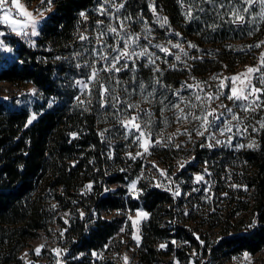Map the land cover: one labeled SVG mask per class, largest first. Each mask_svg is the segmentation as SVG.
<instances>
[{"label": "trees", "instance_id": "16d2710c", "mask_svg": "<svg viewBox=\"0 0 264 264\" xmlns=\"http://www.w3.org/2000/svg\"><path fill=\"white\" fill-rule=\"evenodd\" d=\"M102 1L51 0L53 9L41 20L38 36H4L16 56L0 66V81L29 82L39 91L43 110L36 113L35 107L36 118L28 123L30 110L0 100V264H21L20 253L28 242L52 233L58 235L60 264H122L94 256L106 253L114 243L125 212L139 208L148 214L140 249L147 263L163 254L157 245L175 238L199 247L209 258L228 260L243 252L259 253L264 249V136L252 149L197 147L179 152L164 138L147 134L150 147L137 155L139 143H130L133 138L121 122L131 116L139 120L142 112L126 109L123 97L112 94L111 81H152V71L139 59L127 68L134 69L129 76L124 68L99 71L107 68L97 62L101 41L94 34L107 19L105 12H97ZM145 1L123 4L136 13H150ZM151 1L162 21L167 18L163 23L175 37L189 36L193 30L194 38H204L196 42L200 46L237 40L236 28L250 22L252 27L264 26L260 18L249 20L251 14L260 13L258 3L243 14L241 23H230V12L228 23L221 18L222 9L214 12L212 20L218 27L213 30L201 28L198 21L205 0ZM236 1L242 2L219 0L218 9ZM220 53L225 64L219 70L241 62L240 52ZM93 70L99 71L97 81L88 82L83 91L77 81H88ZM176 79L177 73L168 69L153 83H177ZM101 84L109 90L103 107ZM197 176L207 179L214 192L212 200H205L210 203V217L201 223L218 230L220 237L211 244L200 243L182 225L192 218L193 210L184 208L180 182L200 185ZM132 183L138 190L134 195L129 190Z\"/></svg>", "mask_w": 264, "mask_h": 264}, {"label": "rangeland", "instance_id": "374dc122", "mask_svg": "<svg viewBox=\"0 0 264 264\" xmlns=\"http://www.w3.org/2000/svg\"><path fill=\"white\" fill-rule=\"evenodd\" d=\"M123 1L103 0L98 5L97 12L103 10L107 19H102V25L95 28L94 34L101 41L97 62H100L102 67H108L109 63L100 59V57L108 56L110 61L111 56L117 54L112 51V48L116 47L117 43L122 48L123 41L121 37L127 38L128 36H138V46L133 45L134 50L139 52L146 48L148 53L152 54L151 59L155 60V64L150 63L149 57L144 56L127 61L128 67L138 59L143 61L144 66L152 71V81L142 78L134 81L127 79H114L111 81L112 94L123 97L126 109L129 108V104H132L136 106L133 108L134 110L142 112L136 123L140 124L145 137L137 142L136 138L140 133L129 126L126 128V132L133 138L130 143H139V146L135 145V148L141 149V154L147 153L140 146L144 139H148L147 134H151L156 138H164V143H169L179 152H186L197 147H209V144L212 145L209 148L223 147L233 150L257 148L261 136H264V128L261 127V123L264 122V93L260 94L261 106L255 107L253 105L255 107L254 111L243 110L241 105H244L245 101L234 103L226 97L230 94V89L233 86L230 78L241 73H247L249 67L259 68V71L241 76L240 80H244L245 83L251 81L255 87L264 88V85H261L258 79L261 74H264V65L261 64L260 59L261 54L264 53V43H261L264 42V26L252 27L250 22L244 27L236 28L238 35L235 38H238L237 40L200 46L196 42H202L204 38H194L193 30H191L192 34L189 36L175 37L166 28L161 14L153 10L155 6L151 0L145 1L148 4L150 13H136L127 8ZM19 2L37 20L36 32L39 34L38 26L41 20L53 9L51 3H47V0H44V2L42 0H19ZM204 2L205 9L198 16L199 24L203 29L208 27L210 29V26L214 25L212 20L213 16L215 17L214 12L217 13L222 9V19L228 23L227 12H230L232 7H247L242 2L236 1L218 9L219 0H213L212 3H208L206 0ZM121 4L123 7L118 8V5ZM18 12V9L13 8L10 14L21 22L17 32H20V35H24L23 33L26 32L28 33L26 36H30V38L38 36V34L31 35V19L18 15ZM259 18L263 21L257 11L256 15H250L249 20ZM187 22L190 24L191 19H187ZM11 27L8 24L0 23V32L4 33L3 36H0V66L8 65L16 56L14 47L4 37L7 34L17 35V32L12 31ZM110 27H115L119 35L110 32ZM101 33H103L102 37ZM176 44H179L180 47H173ZM189 44L196 47H189ZM257 44H261V46L255 47ZM157 45L167 48L168 52L161 51ZM222 50L240 52L238 54L242 57L241 62L232 64L229 70H219V66L225 64L223 55L220 53ZM185 52L187 55H185ZM176 56H180V60H177ZM123 63L124 61L121 60V64ZM157 68L159 71L156 70ZM168 69L177 73L178 79L176 80L178 82L163 81L159 86L154 84L153 80L162 79L163 72ZM127 70L129 76L131 70L134 69ZM214 77L216 79H213ZM240 80L236 82L235 86H241ZM222 81L223 86H221ZM81 87L83 91L86 88L83 85ZM209 95L213 96V99L209 100ZM217 95L219 99L215 98ZM197 97H200V99L198 100ZM0 100L7 102L15 109L30 110L31 118L33 116L36 118L33 110L35 107L37 108L36 113L43 110L39 106L42 100L39 91L26 81L16 83L0 81ZM221 105L224 107H221ZM228 108L232 109V113L227 111ZM212 109H216L215 115L219 119L211 126H205L207 128L205 130V127H201L202 120L194 117H203ZM233 113L239 119H232ZM212 119L213 117L210 116L209 120ZM226 128L231 130L228 131ZM253 129H256V131H253ZM200 132L203 135H198ZM217 141H220V143H217ZM249 144H254V146L249 148ZM200 181L202 182L200 185L195 186L197 183H192L190 187L187 186V182H180V192L184 191V198L186 199L184 208L193 210L192 218L185 219L182 225L188 228L190 234L200 243L209 242L211 244L220 237L218 230H210L209 227H206L210 225L201 226V223L205 220L204 218L210 217L208 213L210 203L205 200H212L210 197L214 192L207 179L203 177ZM133 184L135 188L132 187ZM129 190L133 195L136 194L138 191L136 183L130 184ZM140 212L146 213L141 208L132 212H125L123 227L116 236L114 243L106 250V253L103 251L94 257L97 259L110 257L116 261L119 260L122 264H264V249L256 254L243 252L224 260L218 257L209 258L201 253L199 247L191 246L185 243L183 239L177 238L168 243L157 245L158 250L163 254L158 256V261L152 260L147 263L141 259L140 249L142 248V226L148 219V214L147 216L138 217L137 213ZM133 221H135V224ZM134 237L139 238V243ZM203 237L205 238L204 241L201 239ZM57 241L58 235L53 233L50 236L41 234L38 238L30 240L28 246L20 253L21 264H52L54 260H57V263L60 264L62 253ZM161 245H165V247L161 248ZM37 248H40L39 254L35 251ZM57 249H59V253H57ZM125 257H127V261H125Z\"/></svg>", "mask_w": 264, "mask_h": 264}, {"label": "snow or ice", "instance_id": "6c2138e0", "mask_svg": "<svg viewBox=\"0 0 264 264\" xmlns=\"http://www.w3.org/2000/svg\"><path fill=\"white\" fill-rule=\"evenodd\" d=\"M42 2H44V0H42ZM206 2L208 3H212L213 0H206ZM47 3H51V0H47ZM259 4L260 5V13L259 15L261 16V19L264 20V0H242V4L243 5H247V7H232L231 11H230V15L233 17V19H231L229 22L236 24V23H241L244 22L245 17L242 13H250V10L253 8V6L255 4ZM224 5H221V7H223ZM123 7V5H118V8ZM18 9V15H23L25 17H28L29 19H31V35L35 36L38 33L36 32V25H37V20L34 19L32 17V13L28 12L26 9L23 8V6L20 4L19 0H0V13H2V15H0V23L3 24H8L11 27V30L14 32H17V28L20 27L21 22L18 19L13 18L10 14L12 12V9ZM155 11V9H153ZM200 11H203V9L201 8ZM102 14H103V10H102ZM84 13H81V16H83ZM186 17L188 19H192L193 15H192V11L191 8L189 9V11L186 13ZM222 18V17H221ZM163 22L167 23V18H163ZM163 26V25H162ZM210 27L213 28V30H215L216 27H218V25H211ZM110 32L113 33H117V29L115 27H110L109 28ZM20 32H17V35H20ZM24 35H28V33H23ZM251 34V33H249ZM4 33L0 32V36H3ZM117 35H119V33H117ZM178 35V34H177ZM103 36V33H101V37ZM81 39H85V37L81 36ZM121 40L123 41V47L121 48L119 43H117L116 47L112 48L113 52H116L117 54L114 56H111V60L109 61V57L108 56H101L100 59L106 61L109 63V66L107 68H103L100 69L99 71H107V72H119L121 70V68H127L128 64L127 61L128 60H132L133 58H140V57H144L147 56L149 57V62L155 64V60L151 59L152 54L148 53L147 49H143L139 52L135 51L133 48V45H137V42L139 40L138 36H128L127 38L121 37ZM264 43V42H261ZM261 44H257L255 45V47H260ZM157 47L160 48L161 51L167 53L168 49L167 48H163L159 45H157ZM173 47L179 48L180 45L176 44L173 45ZM189 47H196L193 44H189ZM185 55H187V53L185 52ZM177 60H180V56H176ZM194 59V58H193ZM261 64L264 65V53L261 54ZM121 60L124 61L123 64H121ZM117 65H120L119 67ZM79 67V65H78ZM157 71H159V69H156ZM99 71L98 70H93L89 77H88V81H77L78 84L83 85L84 87H87L88 82H95L97 81L98 75H99ZM259 68H252L249 67L247 69V73H241L237 76H232L230 78L233 86L230 89V94L227 95V99L230 101L238 102V101H245L246 103L244 105H241L243 107L244 111H254L255 107H260V99L261 93H264V88H258L255 87L254 85H252L251 81H248L247 83H245L244 80H240L241 76H247V74L249 73H255L258 72ZM213 79H216V77H214ZM229 79V78H226ZM259 82L261 85H264V74H261V76L258 78ZM240 80V87L235 86L236 82ZM118 82V81H117ZM221 86H223V81L221 82ZM102 92H101V97H102V103H101V107L104 106V102L103 101H107L108 97L105 96V93H107L109 90L107 87H105L103 84L100 85ZM216 99H219V96H215ZM251 98V99H250ZM79 99V98H77ZM112 101H117L118 97H112L111 98ZM197 99L199 100L200 97H197ZM208 99L211 100L213 99V96L209 95ZM253 105L255 107H253ZM113 107H115V103L112 104ZM129 108H134L136 107L135 105L129 104L128 105ZM176 107H178V105H176ZM221 107H224L223 105H221ZM181 111H183L181 109ZM227 111L229 113H232V109L228 108ZM216 109H212L211 111L207 112V114H205L203 117L200 116H196L194 117L195 119H200L202 120L201 123V127H205V126H211L213 123H215L216 120L219 119L218 116L215 115ZM222 115V114H221ZM213 117L212 120H209V117ZM32 119H35V116H33L28 123L32 122ZM138 119V116H131L129 119L122 121L121 123L123 124L124 127L128 128L129 126H131V128L136 129L140 135L136 138L137 142L141 141L142 137H145V133L141 130V126L139 123H136ZM232 119H239V117L233 113L232 115ZM261 127L264 128V122L261 123ZM205 130H207V128L205 127ZM226 130L230 131V128H226ZM253 131H256V129H253ZM198 135H203L202 132L198 133ZM151 143L150 140L148 139H144L143 142L140 143V146L144 149L145 152L148 151V146ZM157 143H159V141H157ZM217 143H220V141H217ZM209 147H212L211 144L208 145ZM254 144H249L248 147L251 148L253 147ZM241 147H243V145H241ZM137 155H141V153H137ZM134 158V157H133ZM181 167H183V165H181ZM163 174V172L161 173ZM197 181H200L203 179L202 176H197L196 177ZM89 188L91 187V185L88 186ZM133 188H135V185H132ZM178 194V193H177ZM137 216H147V213H137ZM133 223L135 224V221H133ZM134 239L137 240V243H139V238L138 237H134ZM161 248L165 247V245H161ZM36 253L39 254L40 253V248H37ZM57 253H59V249L56 250ZM125 261H127V257H125Z\"/></svg>", "mask_w": 264, "mask_h": 264}]
</instances>
